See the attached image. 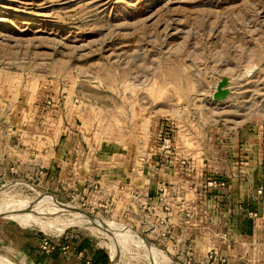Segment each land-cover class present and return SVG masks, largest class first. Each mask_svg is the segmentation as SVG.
<instances>
[{"label": "rangeland", "instance_id": "374dc122", "mask_svg": "<svg viewBox=\"0 0 264 264\" xmlns=\"http://www.w3.org/2000/svg\"><path fill=\"white\" fill-rule=\"evenodd\" d=\"M219 84L227 94L215 101ZM13 113L15 122L32 119L29 130L40 128L42 114L61 116L87 159L75 185L0 171L3 212L17 209L51 228L0 218L1 264H40L45 238L64 247L87 239L110 264H151L136 236L77 213L140 233L165 258L154 264H183L186 251L167 246L169 236L158 242L167 219L158 220L155 203L194 208L201 179L232 178L243 157L257 166L251 178L264 177V0H0V123ZM52 124L41 129L50 133ZM168 162L188 174L187 186L180 201L167 190L169 201L149 204L144 184ZM114 164L122 169L110 171ZM131 171L136 180L125 177ZM73 250L63 264L85 262Z\"/></svg>", "mask_w": 264, "mask_h": 264}, {"label": "crops", "instance_id": "0c3cea01", "mask_svg": "<svg viewBox=\"0 0 264 264\" xmlns=\"http://www.w3.org/2000/svg\"><path fill=\"white\" fill-rule=\"evenodd\" d=\"M21 110L22 108L17 111V114L22 113ZM24 115L19 116L15 122L17 115L13 113L7 117V120L0 123V171L6 169L7 173L12 174L21 170L33 176L36 173L42 182L49 184H79L78 180L81 178L80 173L82 172L80 167L83 168L85 165H82L81 162L85 157L86 161L87 154L77 142L79 135L73 131V126L62 128L59 121L61 116L59 120L52 121L51 115L46 113L37 118L40 128L29 130L24 127L28 125L27 121L32 119H27ZM48 121L54 122L52 124L54 128L50 133L47 132V128L42 127L44 129H41V125L43 126ZM15 143L21 144L23 148L18 149ZM245 147L244 153L249 152L250 144L247 143ZM166 153L169 154L168 151ZM163 157L167 158L168 155ZM242 159L245 161L237 163L241 167L239 171L235 169L237 172H231L232 178L230 179L207 176L201 179L197 186L198 190L193 194L194 196H191V199L193 198L191 202H194L195 199L199 202V205L196 204L194 208L188 207L189 204L185 203H182V206H176L168 202L166 206H162V204L161 207L155 203L156 208L153 209L158 220L160 217L167 219L166 225L171 234L167 246L181 248L182 252L191 250L194 253V258L203 257L208 251L213 250L226 258V264H264V177L251 178L250 173L257 175V166L256 164L250 165V156ZM111 162H113L112 158ZM173 164L174 162H168V165L159 166L160 170L156 169L158 171L154 173L155 175L152 174L149 177L152 181L148 180V185L144 184L145 192L142 197L145 198L144 196L150 189L149 204L155 197L159 201L163 200L164 194L168 193L167 190H172L171 195H177L176 200L181 199L179 196L187 186L182 178L188 174L180 175L173 168ZM117 167L122 169V166ZM117 167L115 164L112 165L110 171H115ZM164 167L165 170L162 171ZM189 167L190 164H188ZM150 169L154 171L153 168ZM131 173L127 176L125 174L126 178L129 176V180L135 178L132 171ZM141 174L143 171L140 173L138 171L137 177ZM258 175L261 174L258 172ZM210 178L226 180L229 186L228 190L224 193L213 191L205 193L203 185ZM260 189H263L261 195L258 194ZM163 201H169V198L165 197ZM163 209L167 211L164 214L161 213ZM186 211L191 212L190 219H186ZM249 211L257 214L255 220L248 219L247 212ZM163 228L161 227L157 231L158 242H161L159 231L162 232ZM57 250L59 252L57 251L51 256L41 253L44 255V259L40 264H63L69 260V257L64 255L62 248ZM71 254H74V251ZM75 257L79 260L83 255L78 254Z\"/></svg>", "mask_w": 264, "mask_h": 264}, {"label": "bare ground", "instance_id": "6f19581e", "mask_svg": "<svg viewBox=\"0 0 264 264\" xmlns=\"http://www.w3.org/2000/svg\"><path fill=\"white\" fill-rule=\"evenodd\" d=\"M58 207V206H57ZM19 209V208H18ZM59 210H70L69 207L66 206H59L58 207ZM4 209L0 208V218H7V220L9 221H17V223H19L20 226L27 228V227H39L40 229H42L44 232H48L51 228L44 222L40 221L37 218L31 217L29 215H26L25 212H18L17 209L16 211H14L13 213L10 214H6L3 212ZM20 210V209H19ZM12 212V211H11ZM28 212V211H27ZM69 213L73 216H75L71 211H69ZM78 215L76 217L83 219V221H88V222H92L95 223L96 225H99L100 227H102L103 229H107V228H111L112 230H115L114 233H116L117 236H122L124 238H127L128 236L131 238V236H136L138 238L139 241V245L142 249L145 250V252L147 253L148 258L150 259L149 261L151 262V264H154V262L156 263V261H160L163 258L161 257V252L159 250H157L156 248L150 246L148 244V242L145 239H142L138 236V232L123 226L121 224H109L103 220H100L98 218L95 217H89L86 216L85 214L82 213H77ZM91 218H93V220H91ZM70 224V223H69ZM76 226V225H75ZM66 226H63L62 230H65ZM74 227V226H73ZM99 228V227H98ZM101 230V228H100ZM98 231V230H97ZM100 232V231H99ZM131 235V236H130ZM118 238V237H117ZM128 238V240L130 239ZM136 238V239H137ZM133 243V242H132ZM134 244V243H133ZM137 244V243H136ZM139 247V246H138ZM147 258V257H146ZM165 259V258H164ZM163 259V261H164ZM162 261V262H163ZM166 261V260H165ZM1 264V262H0ZM163 264V263H162ZM167 264V263H166Z\"/></svg>", "mask_w": 264, "mask_h": 264}, {"label": "built area", "instance_id": "2783aa9c", "mask_svg": "<svg viewBox=\"0 0 264 264\" xmlns=\"http://www.w3.org/2000/svg\"><path fill=\"white\" fill-rule=\"evenodd\" d=\"M51 102H47V106H50ZM165 139V138H164ZM169 139L164 140V145L163 148L165 150H169ZM181 165H185V162H181ZM262 169L264 170V161L262 164ZM228 182L226 180L223 179H216V178H210L208 180H206V182L203 185V190L205 193H210V192H226L228 190ZM263 193V189H260L258 191V194L261 195ZM145 201L149 203V195L148 193L144 196ZM167 210V209H166ZM167 212V211H166ZM185 217L186 219H190L192 217V214L190 211H186L185 212ZM247 217L250 220H255L257 218V214L253 211H249L247 212ZM168 226L166 225L163 228L162 234L160 237H162L163 239H165L167 236L170 237V231L167 228ZM168 237V238H169ZM161 241V240H160ZM41 249L43 251V253H45L46 255L51 254L54 251V245L50 244L49 239L45 238L42 241L41 244ZM63 252L65 250H68L67 247H63L62 248ZM185 261L183 264H226V258H224L223 256H220L217 252L215 251H208L205 256L203 257H196L194 258V253L189 250L185 253ZM88 264V263H86Z\"/></svg>", "mask_w": 264, "mask_h": 264}, {"label": "trees", "instance_id": "16d2710c", "mask_svg": "<svg viewBox=\"0 0 264 264\" xmlns=\"http://www.w3.org/2000/svg\"><path fill=\"white\" fill-rule=\"evenodd\" d=\"M65 245H67L68 250H73L76 255L82 254V259L85 260V262H82V264L88 263V264H110L109 256L106 252L103 250H100L98 248H95L92 246L91 242L87 239L80 240L79 242L75 243H68L67 240L64 242ZM53 245V244H52ZM62 245H54V251L49 254L51 256L55 252H57L59 248H63ZM74 247V248H73ZM59 252V251H58Z\"/></svg>", "mask_w": 264, "mask_h": 264}, {"label": "water", "instance_id": "95a60500", "mask_svg": "<svg viewBox=\"0 0 264 264\" xmlns=\"http://www.w3.org/2000/svg\"><path fill=\"white\" fill-rule=\"evenodd\" d=\"M226 94H227L226 90H224L222 85L219 84L212 97L215 101H220L226 97ZM91 220H93V218H91ZM138 236L142 239H145L144 236H142L140 233H138Z\"/></svg>", "mask_w": 264, "mask_h": 264}]
</instances>
